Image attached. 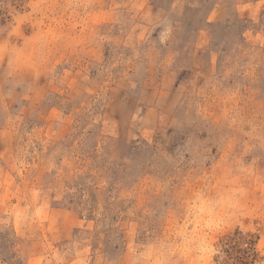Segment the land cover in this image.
<instances>
[{
    "label": "rangeland",
    "instance_id": "1",
    "mask_svg": "<svg viewBox=\"0 0 264 264\" xmlns=\"http://www.w3.org/2000/svg\"><path fill=\"white\" fill-rule=\"evenodd\" d=\"M0 264H264V0H0Z\"/></svg>",
    "mask_w": 264,
    "mask_h": 264
},
{
    "label": "trees",
    "instance_id": "2",
    "mask_svg": "<svg viewBox=\"0 0 264 264\" xmlns=\"http://www.w3.org/2000/svg\"><path fill=\"white\" fill-rule=\"evenodd\" d=\"M11 1H16V0H11Z\"/></svg>",
    "mask_w": 264,
    "mask_h": 264
}]
</instances>
